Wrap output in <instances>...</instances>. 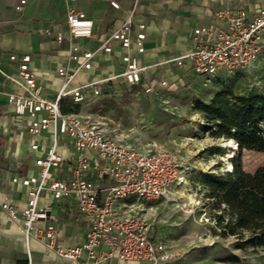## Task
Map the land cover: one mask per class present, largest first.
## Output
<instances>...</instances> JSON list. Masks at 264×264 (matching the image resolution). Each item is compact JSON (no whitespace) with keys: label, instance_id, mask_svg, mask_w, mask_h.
Returning a JSON list of instances; mask_svg holds the SVG:
<instances>
[{"label":"built area","instance_id":"2783aa9c","mask_svg":"<svg viewBox=\"0 0 264 264\" xmlns=\"http://www.w3.org/2000/svg\"><path fill=\"white\" fill-rule=\"evenodd\" d=\"M67 3V36L70 39L93 37V21ZM24 4V0L20 1ZM110 6L117 8L112 0ZM134 10L120 22L94 51L82 53L83 60L72 73L59 68L57 74L63 77V84L53 99L43 95V88L35 80L29 68L30 56L9 59L17 64V74L6 78L22 89L20 94L6 93L7 101L17 116L27 115L30 119L27 132L39 138L42 131L49 133L50 143L42 155L35 159L37 168L33 176L12 178V184H19L25 190V202L19 209L4 200L0 209L8 219H20V232L25 242L30 237L44 241L47 249L68 263H76L82 251L97 264L103 260L117 259L121 264H165L173 259L166 245L150 237V223L144 214H129L122 201L135 199L139 202L174 201L171 188L179 187L184 181L181 159L174 150L148 145L138 150L107 137L89 119L78 113H64L61 104L69 99L79 106L90 97H111V82H120L127 90L139 87L148 67H140L137 59L128 51L134 45L142 54L145 39L144 24H134ZM214 18L224 24L222 28L200 27L192 31L191 50L173 60L176 67L188 64L197 78H208L243 69L251 65L260 55L264 37V5L248 12L243 9L218 10ZM135 26L139 32L132 36ZM64 36L56 35L61 42ZM117 43L125 50L121 56L123 71L111 78L70 87L75 73L89 70L91 60L97 53H111V44ZM70 59L78 60V47H70ZM169 62V61H167ZM166 86L165 81L159 84ZM144 93H156L154 85L142 87ZM41 112L46 116L42 117ZM63 138L70 141L68 156L59 153ZM39 144L31 145L38 151ZM93 156L92 161L89 157ZM66 167V169H63ZM54 169V173H52ZM108 182V184H105ZM43 193H49L62 208L73 214V219L83 223L85 242L78 246L63 248L56 246L58 217L51 214L48 205L38 206ZM36 222H44L43 229H36ZM103 246L98 254L95 248ZM26 264H31L28 259Z\"/></svg>","mask_w":264,"mask_h":264},{"label":"crops","instance_id":"0c3cea01","mask_svg":"<svg viewBox=\"0 0 264 264\" xmlns=\"http://www.w3.org/2000/svg\"><path fill=\"white\" fill-rule=\"evenodd\" d=\"M0 0V204L9 201L17 208L25 202V190L19 184H12L13 177H26L36 174V158L47 148L49 133L42 131L39 138H33L27 132L29 117L17 116L7 101L6 93L20 94L22 89L7 75L17 74V64L9 59L10 55L30 56L29 68L35 80L43 88V95L53 99L63 84V77L57 74L59 68L72 73L83 60L82 53L94 51L108 37L110 32L134 10V24H144L145 39L143 53H137L134 45L128 51L137 59L140 67H148L142 75L141 89L147 84L154 85L156 96L164 89L172 90L186 84L189 79L197 78L188 64L176 67L173 60L187 54L191 48L190 36L200 27L222 28L224 24L214 18L218 10L243 9L248 12L264 5V0H114L117 8L110 6L112 0H77L72 5L77 11L93 21V37L90 39H70L67 36V3L64 0ZM134 37L139 29H131ZM61 33V42L56 35ZM78 47V60L70 59V47ZM111 53H97L91 60L89 70L75 73L70 87L93 81L111 78L124 69L121 56L125 50L117 43L111 44ZM169 61V62H167ZM166 82L165 87L159 84ZM120 82H111V86L127 89ZM75 106L69 99L61 104L64 113ZM80 106V105H79ZM42 117L46 116L41 112ZM39 144L38 151H32L31 145ZM70 141L63 138L59 153L68 156ZM94 160L93 156H90ZM66 169V167H63ZM54 173V169L51 170ZM108 184V182H105ZM48 205L51 214L58 217L56 246L69 248L85 242L83 223L73 219V214L53 200L49 193H43L38 206ZM21 220L8 219L0 209V264H96L82 251L76 263H68L45 247L44 241L30 237L25 242L20 232ZM36 229H43L44 222H36ZM104 249L95 248L96 254ZM97 264H121L117 259L103 260Z\"/></svg>","mask_w":264,"mask_h":264},{"label":"rangeland","instance_id":"374dc122","mask_svg":"<svg viewBox=\"0 0 264 264\" xmlns=\"http://www.w3.org/2000/svg\"><path fill=\"white\" fill-rule=\"evenodd\" d=\"M249 96L264 93V37L260 55L248 67L223 72L215 77L191 78L172 90L150 96L140 87H115L111 97H90L72 111L96 124L109 138L143 150L148 145L174 150L184 170V181L171 188L174 201H122L129 214H144L150 223V237L163 242L173 254L165 264H264V249L238 246L232 235L224 234L216 215L228 217V208L211 196L207 174L225 175L224 162L236 150L219 147L224 138L203 113L194 108L218 91ZM241 168L253 174L264 165V154L242 151ZM232 164V163H231Z\"/></svg>","mask_w":264,"mask_h":264},{"label":"trees","instance_id":"16d2710c","mask_svg":"<svg viewBox=\"0 0 264 264\" xmlns=\"http://www.w3.org/2000/svg\"><path fill=\"white\" fill-rule=\"evenodd\" d=\"M194 108L204 114L217 137L237 142L232 170L204 178L211 196L228 208L226 219L215 218L224 234L239 241L238 246L264 249V165L249 174L240 163L244 150L264 154V93L243 96L218 91L207 103L195 101Z\"/></svg>","mask_w":264,"mask_h":264},{"label":"bare ground","instance_id":"6f19581e","mask_svg":"<svg viewBox=\"0 0 264 264\" xmlns=\"http://www.w3.org/2000/svg\"><path fill=\"white\" fill-rule=\"evenodd\" d=\"M219 147L224 148V149L228 148V149H231L232 151L236 149L237 142L233 139H222L220 141ZM222 169L226 172L231 171L232 170L231 163L229 161H225Z\"/></svg>","mask_w":264,"mask_h":264},{"label":"water","instance_id":"95a60500","mask_svg":"<svg viewBox=\"0 0 264 264\" xmlns=\"http://www.w3.org/2000/svg\"><path fill=\"white\" fill-rule=\"evenodd\" d=\"M229 172V171H228Z\"/></svg>","mask_w":264,"mask_h":264}]
</instances>
